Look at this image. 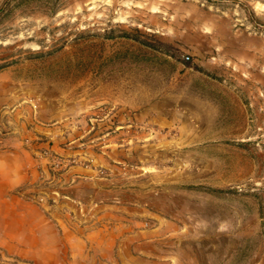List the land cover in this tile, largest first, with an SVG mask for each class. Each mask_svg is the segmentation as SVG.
I'll use <instances>...</instances> for the list:
<instances>
[{"label": "rangeland", "instance_id": "obj_1", "mask_svg": "<svg viewBox=\"0 0 264 264\" xmlns=\"http://www.w3.org/2000/svg\"><path fill=\"white\" fill-rule=\"evenodd\" d=\"M0 264H264V0H0Z\"/></svg>", "mask_w": 264, "mask_h": 264}, {"label": "crops", "instance_id": "obj_2", "mask_svg": "<svg viewBox=\"0 0 264 264\" xmlns=\"http://www.w3.org/2000/svg\"><path fill=\"white\" fill-rule=\"evenodd\" d=\"M86 174L87 172L79 167H72L66 171V176L72 175L74 180L83 178ZM51 193L52 203L48 205L25 201L23 199L19 201L18 204L20 207L15 208V213L21 218L23 227L20 230L22 232L33 234L47 231L49 232V237L55 239L60 232L66 229L63 226L66 220L65 215L60 213L66 207L65 201H60L61 199L55 197V195H60V191L53 189ZM62 198L63 200L69 199L65 195H62ZM1 202L7 203V200H2Z\"/></svg>", "mask_w": 264, "mask_h": 264}, {"label": "trees", "instance_id": "obj_3", "mask_svg": "<svg viewBox=\"0 0 264 264\" xmlns=\"http://www.w3.org/2000/svg\"><path fill=\"white\" fill-rule=\"evenodd\" d=\"M127 36H125V37H127L128 39H133V38H131V36H130V34H126ZM138 39V38H137ZM137 41H140L143 45H148L146 42H142L141 40H137Z\"/></svg>", "mask_w": 264, "mask_h": 264}]
</instances>
